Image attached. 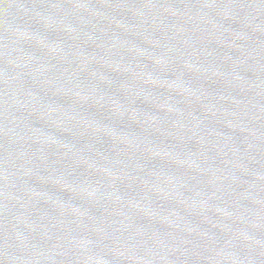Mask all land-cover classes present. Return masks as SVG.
<instances>
[{
    "label": "water",
    "instance_id": "water-1",
    "mask_svg": "<svg viewBox=\"0 0 264 264\" xmlns=\"http://www.w3.org/2000/svg\"><path fill=\"white\" fill-rule=\"evenodd\" d=\"M0 264H264V0H0Z\"/></svg>",
    "mask_w": 264,
    "mask_h": 264
}]
</instances>
